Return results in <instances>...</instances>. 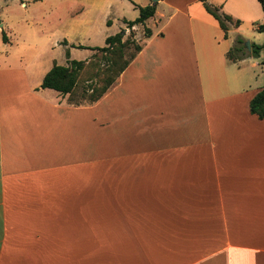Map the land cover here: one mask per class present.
I'll return each mask as SVG.
<instances>
[{
	"label": "crops",
	"instance_id": "obj_1",
	"mask_svg": "<svg viewBox=\"0 0 264 264\" xmlns=\"http://www.w3.org/2000/svg\"><path fill=\"white\" fill-rule=\"evenodd\" d=\"M12 1L34 18L0 17V264H264L263 86L229 78L220 35L205 46L240 26L225 38L201 0H128L137 16L116 21L120 0ZM148 6L141 52L98 102L41 88L68 65L55 50L90 35L82 13L103 15L106 46Z\"/></svg>",
	"mask_w": 264,
	"mask_h": 264
},
{
	"label": "rangeland",
	"instance_id": "obj_2",
	"mask_svg": "<svg viewBox=\"0 0 264 264\" xmlns=\"http://www.w3.org/2000/svg\"><path fill=\"white\" fill-rule=\"evenodd\" d=\"M8 1L9 3H5V0H0V17L5 24H8L9 26L15 24L17 20L16 18L21 16H26L27 19H29L30 21L33 20L34 16L31 14H27V12L20 7V1L11 2V0H7V2ZM24 1L26 3H30V0ZM120 1L124 3L125 6H116L117 8L115 7V10L111 14V19H115L116 21V18L118 17H123L131 20L135 18V16H137V12L132 10L130 7L128 8V0ZM201 2L203 3V5L205 4L202 0ZM205 2L212 6V8L218 9L220 14L230 15L234 19L240 20L241 22L240 27L238 29H230L231 31L228 40L224 39L222 31L220 32L219 30L213 28L207 29L205 46H210V43L207 40H213L215 38L219 39L220 35V40L217 41L220 43L219 46L221 47V49H227V51L229 52L232 48L236 46L238 39L243 40L244 46H246L247 48L246 54L248 56L243 59H239L237 63H235V65L230 64L228 66L227 70L229 78L235 72L241 76V83L246 86L245 88L255 89L263 86L264 65L258 66L256 64V66H253V64L257 63L258 61V63H260L264 60V50L261 52L260 58H253L250 56L251 51L249 55V48L247 46V43H250V45L264 44V33H261L257 30L258 27L264 23V14L259 2L257 0H205ZM218 2H222V4L219 5ZM79 18V20L82 19L84 22H90L92 24L91 33L89 36H71V40L74 42V44L81 45L84 47L83 49L75 47L72 52L71 59L77 61H84L91 56L93 48H101L105 46V41H103V36L105 35L103 33L105 29L104 17L102 14L82 13ZM79 23L81 22L79 21ZM146 26L156 31L151 22L146 24ZM136 33L141 34V36L143 37L146 36L145 30L143 28H141ZM228 46L230 47L229 49ZM133 53H135V50L132 47L127 51L126 58H128ZM54 55L58 61V64L64 65L66 63L67 59L63 48H57L54 52ZM87 63L90 64L87 65L85 70L82 72L79 84L72 98L69 97L70 101L76 102L77 104L88 102L90 96L93 95L92 89L95 88L99 91L104 85L105 77L103 76V71L105 67L102 61V54L98 52H93V56L91 57V59L87 60ZM95 180H100V177L97 176Z\"/></svg>",
	"mask_w": 264,
	"mask_h": 264
},
{
	"label": "trees",
	"instance_id": "obj_3",
	"mask_svg": "<svg viewBox=\"0 0 264 264\" xmlns=\"http://www.w3.org/2000/svg\"><path fill=\"white\" fill-rule=\"evenodd\" d=\"M205 4L206 11L212 15L220 24L221 29L225 33V38H228V32L230 26L239 27L241 22L235 21L232 17L226 14H220L218 9L212 8L209 4L202 0ZM262 8L264 14V0H257ZM140 15L135 21L126 22L128 28L131 30L130 36L125 40L124 32H120L115 36H111L106 40V46L103 48H95L93 51L102 54V61L104 63V85L98 91L95 88L92 89L93 95L90 96V103L98 102L116 83L122 73L129 67V65L135 60L137 54L142 50V47L137 44L135 40V34L133 28L138 25H144L149 19L153 18L156 14V6L140 7ZM259 32L264 33V23L261 24L258 29ZM147 38L152 36V32L147 29L145 32ZM3 41L9 42L8 37L3 33ZM134 48L135 53L126 58L127 51ZM79 49L84 47L80 46ZM264 50L263 45H251V56L260 58L261 52ZM247 48L244 46V41L237 40L236 46L232 48L227 57L236 61L246 56ZM68 59L67 66L55 65L45 76L42 83V89L54 90L62 95H70L72 98L80 80L82 72L86 66L90 63L87 61L70 60V53H66ZM264 65V60L262 61ZM251 114L257 116L259 119L264 120V85L261 91L252 99L250 103Z\"/></svg>",
	"mask_w": 264,
	"mask_h": 264
},
{
	"label": "water",
	"instance_id": "obj_4",
	"mask_svg": "<svg viewBox=\"0 0 264 264\" xmlns=\"http://www.w3.org/2000/svg\"><path fill=\"white\" fill-rule=\"evenodd\" d=\"M154 1L156 2L157 0H154ZM247 46L249 48V51H251V45H250V43H247Z\"/></svg>",
	"mask_w": 264,
	"mask_h": 264
}]
</instances>
